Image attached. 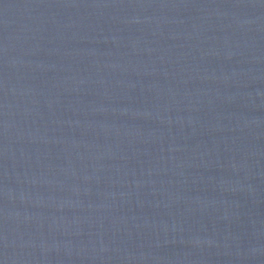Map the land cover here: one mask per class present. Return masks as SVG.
<instances>
[{
    "label": "water",
    "instance_id": "obj_1",
    "mask_svg": "<svg viewBox=\"0 0 264 264\" xmlns=\"http://www.w3.org/2000/svg\"><path fill=\"white\" fill-rule=\"evenodd\" d=\"M0 264H264V0H0Z\"/></svg>",
    "mask_w": 264,
    "mask_h": 264
}]
</instances>
